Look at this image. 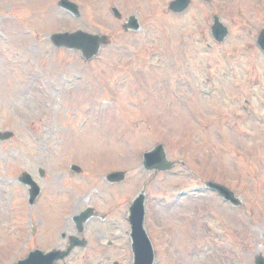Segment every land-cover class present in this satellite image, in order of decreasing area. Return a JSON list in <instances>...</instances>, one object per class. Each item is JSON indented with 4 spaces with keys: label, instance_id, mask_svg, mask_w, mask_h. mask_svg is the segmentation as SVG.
<instances>
[{
    "label": "rangeland",
    "instance_id": "374dc122",
    "mask_svg": "<svg viewBox=\"0 0 264 264\" xmlns=\"http://www.w3.org/2000/svg\"><path fill=\"white\" fill-rule=\"evenodd\" d=\"M58 1L0 0V133L13 134L0 141V264L63 249L86 207L106 218L85 225L87 247L63 264H132L127 209L143 185L154 264L264 258V0H190L182 14L168 11L173 0H69L79 18ZM130 15L136 33L122 31ZM214 16L229 31L222 44ZM76 30L107 37L93 61L48 39ZM159 144L184 167L145 172L142 155ZM122 171L123 183H106ZM24 172L41 186L34 207L16 182Z\"/></svg>",
    "mask_w": 264,
    "mask_h": 264
},
{
    "label": "water",
    "instance_id": "95a60500",
    "mask_svg": "<svg viewBox=\"0 0 264 264\" xmlns=\"http://www.w3.org/2000/svg\"><path fill=\"white\" fill-rule=\"evenodd\" d=\"M207 3L209 0H202ZM189 5V0H174L169 5V10L174 13L183 12ZM58 6L62 9L69 11L76 17H79V12L77 6L70 3L67 0H61L58 3ZM112 13L116 18H120V14L116 9H112ZM138 24L136 19L132 16L128 19V23L123 26L124 31L138 30ZM211 34L214 39L221 43L224 38L227 36L228 31L223 25L219 22L217 17L213 18V25L211 27ZM106 40L103 36L90 35L82 31H76L74 33H59L50 36V41L53 46L56 48H66L67 50H75L80 52L81 57L88 62L92 60L99 51L100 45ZM257 44L264 51V31H262L257 39ZM12 133L4 132L0 133V141L9 140L12 137ZM143 167L146 171H168L171 169L172 164L168 163L166 156L161 145L156 146L151 152H148L143 155ZM71 170L79 173L80 169L72 166ZM43 172H40L42 175ZM124 173H112L106 177V180L110 183H119L124 180ZM18 182L29 187V204L32 205L39 193V188L31 177L27 173H23ZM206 186L213 191H216L219 196L224 198V200L229 201L234 206H240L241 203L239 200L235 199L233 194L229 192L226 188L207 183ZM144 196L143 192L133 201L129 208V224L131 226V249L133 252V264H152L153 261V250L151 244L147 238L145 230L143 228V209ZM93 215L91 209L86 210L81 213L79 216L74 218V223L76 224V229L78 233L82 232V225ZM70 246L66 251H51L49 253H42L38 250H35L22 261H18L16 264H56V262L64 260L68 257L73 250V248L78 247L82 248L86 244L84 241H79L76 237H69ZM255 264H264V259L261 256L255 258Z\"/></svg>",
    "mask_w": 264,
    "mask_h": 264
}]
</instances>
